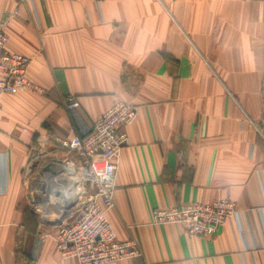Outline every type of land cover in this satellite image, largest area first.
I'll return each mask as SVG.
<instances>
[{"label":"crops","instance_id":"obj_1","mask_svg":"<svg viewBox=\"0 0 264 264\" xmlns=\"http://www.w3.org/2000/svg\"><path fill=\"white\" fill-rule=\"evenodd\" d=\"M0 18L43 88L0 94V264H78L29 209L23 170L40 133L85 135L118 101L138 112L109 219L143 255L107 264H264V0H0ZM219 198L243 217L213 235L152 222Z\"/></svg>","mask_w":264,"mask_h":264},{"label":"built area","instance_id":"obj_2","mask_svg":"<svg viewBox=\"0 0 264 264\" xmlns=\"http://www.w3.org/2000/svg\"><path fill=\"white\" fill-rule=\"evenodd\" d=\"M16 13L14 10L8 17ZM30 62L31 57L9 48L7 20L0 18V94L43 91L27 76ZM260 98V117L252 123L264 140V73ZM63 103L72 109L77 105L76 97L67 95ZM137 112L134 104L118 101L93 121L85 135L63 139L47 131L29 147L23 170L28 207L42 224L59 220L55 223L57 247L63 256L74 257L78 264H107L143 255L137 239H120L109 219L115 205L117 159L130 144L125 127ZM58 188L65 203L49 200ZM241 217L227 198L152 210V222L181 223L192 235H213L227 221L241 222Z\"/></svg>","mask_w":264,"mask_h":264},{"label":"water","instance_id":"obj_3","mask_svg":"<svg viewBox=\"0 0 264 264\" xmlns=\"http://www.w3.org/2000/svg\"><path fill=\"white\" fill-rule=\"evenodd\" d=\"M49 200H50V202L51 203H54V202H56V201H62L63 203H65L66 201H65V198H64V196H63V194H62V191H61V189L60 188H58V189H56L55 190V192L52 194V195H50L49 196ZM72 205V204H71ZM71 205H69V206H71ZM68 206V207H69ZM59 220H57V221H46V223H57Z\"/></svg>","mask_w":264,"mask_h":264}]
</instances>
